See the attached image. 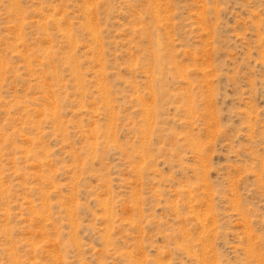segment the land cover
Listing matches in <instances>:
<instances>
[{"label": "rangeland", "instance_id": "1", "mask_svg": "<svg viewBox=\"0 0 264 264\" xmlns=\"http://www.w3.org/2000/svg\"><path fill=\"white\" fill-rule=\"evenodd\" d=\"M0 264H264V0H0Z\"/></svg>", "mask_w": 264, "mask_h": 264}]
</instances>
